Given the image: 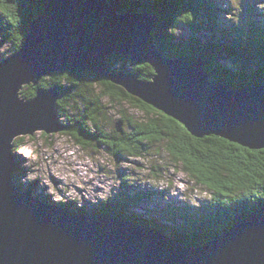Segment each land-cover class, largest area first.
I'll return each mask as SVG.
<instances>
[{"label":"water","instance_id":"95a60500","mask_svg":"<svg viewBox=\"0 0 264 264\" xmlns=\"http://www.w3.org/2000/svg\"><path fill=\"white\" fill-rule=\"evenodd\" d=\"M124 10L119 0H47L20 50L0 61V264H264V207L190 246L160 225L49 205L17 185L15 140L68 128L57 111L62 92L39 84L74 69L124 88L196 138L264 149V86L213 83L204 59L172 58L159 49L154 14ZM113 56L148 64L154 75L145 81L119 72ZM29 86L37 94L28 101L22 91Z\"/></svg>","mask_w":264,"mask_h":264},{"label":"trees","instance_id":"16d2710c","mask_svg":"<svg viewBox=\"0 0 264 264\" xmlns=\"http://www.w3.org/2000/svg\"><path fill=\"white\" fill-rule=\"evenodd\" d=\"M119 1L125 5L124 13L154 14L156 22L151 34L159 49L172 58L204 59L213 83L234 89L264 86L263 0H239V6L233 8L220 7L217 0ZM46 3L47 0H0V54L5 48L10 56L20 50L30 24ZM221 9L228 11L229 18L221 15ZM110 62L117 71L132 72L145 81L154 75L150 65L139 64L129 56H113ZM39 88L62 92L57 111L68 126L65 133L83 149L103 148L112 157L126 160L153 157L157 147L166 146L170 165L189 176V181L179 184H184L191 195L203 191L212 196L201 206H173L159 212L165 220L181 221L180 225L170 226L153 217L132 214L133 208L146 198L142 194L120 193L107 202L80 210L72 205H55L95 216L111 213L135 223L143 221L142 225H160L190 246L207 243L264 207V149L251 150L213 135L196 138L176 120L86 70L55 72L44 77ZM36 94L37 88L25 87L22 98L29 101ZM131 109L141 115L132 114ZM24 140L17 138L15 149L23 150ZM163 172V167L154 166L149 174L165 179L169 190L178 180ZM119 180L123 187L132 186L125 182L127 176ZM37 186L29 188L36 190Z\"/></svg>","mask_w":264,"mask_h":264},{"label":"rangeland","instance_id":"374dc122","mask_svg":"<svg viewBox=\"0 0 264 264\" xmlns=\"http://www.w3.org/2000/svg\"><path fill=\"white\" fill-rule=\"evenodd\" d=\"M217 1L220 7L233 8L240 4L239 0ZM260 10L264 12V5H261ZM220 13L228 17L225 9H221ZM8 50L3 49L0 61L10 56ZM131 112L138 115L135 110L131 109ZM23 137V150L13 148V155L20 166L15 172L17 185L22 183L26 190L38 184L36 190L33 189L35 196L49 205L62 203L80 210L107 202L109 197H118L120 193H129L131 196L142 194L146 198L133 208V212L138 217H153L161 224L170 226L180 225L181 221L175 218L165 220L159 212L173 206H201V203L205 204L212 198L210 193L203 191H196L191 195L184 184H179L180 181H189V176L179 167L170 165L171 159L166 152V146L157 147L155 152L160 153L154 152L155 156L150 158L128 157L126 160H118L103 148L83 149L65 131L49 135L35 133L33 136ZM154 166L163 167V174L173 176L178 181H173L174 184L168 190L165 179L149 174ZM122 175L128 177L125 182L130 183L131 187L122 186L123 183L119 180Z\"/></svg>","mask_w":264,"mask_h":264},{"label":"bare ground","instance_id":"6f19581e","mask_svg":"<svg viewBox=\"0 0 264 264\" xmlns=\"http://www.w3.org/2000/svg\"><path fill=\"white\" fill-rule=\"evenodd\" d=\"M65 131V130H64Z\"/></svg>","mask_w":264,"mask_h":264}]
</instances>
